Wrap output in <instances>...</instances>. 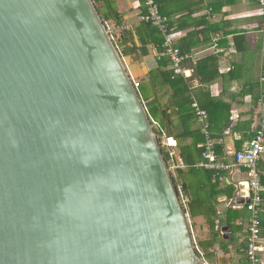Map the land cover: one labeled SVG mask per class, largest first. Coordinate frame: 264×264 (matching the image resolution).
<instances>
[{
	"label": "water",
	"instance_id": "95a60500",
	"mask_svg": "<svg viewBox=\"0 0 264 264\" xmlns=\"http://www.w3.org/2000/svg\"><path fill=\"white\" fill-rule=\"evenodd\" d=\"M204 263L93 1L0 0V264Z\"/></svg>",
	"mask_w": 264,
	"mask_h": 264
},
{
	"label": "crops",
	"instance_id": "0c3cea01",
	"mask_svg": "<svg viewBox=\"0 0 264 264\" xmlns=\"http://www.w3.org/2000/svg\"><path fill=\"white\" fill-rule=\"evenodd\" d=\"M156 2L158 5L161 4L160 12L168 20L170 33L175 37V46L184 48L187 52L189 60L184 66L188 73L183 77L191 87V107L194 109L193 103L197 102L207 111L210 123L209 136L214 143V149L215 146L217 149L218 147L222 149V153H216V156L225 163H232L235 153L254 138L264 115V32L262 31L264 15L259 0H158ZM97 4L104 14L118 15L121 19V23L108 22L115 27L117 39L122 32L128 31L134 34L138 43L135 31L143 21L141 16L147 12V0H98ZM109 6H113L115 10L110 12ZM124 25L129 26V30H124ZM158 36L164 37L165 41L161 30ZM130 44L131 42L121 41V52L122 50L124 52V48ZM120 56L130 73L134 77L137 76L139 78L137 80L141 79V82L148 81L151 70L158 67L160 57H166L164 52L159 53L155 44L149 45L147 55H142L138 50L134 54L121 53ZM166 90L170 89L163 88L157 99L163 106L170 99V91L167 95ZM171 110L174 112L172 123L169 125L171 136L166 134L159 122L154 119L156 123L152 122L163 133L161 138L165 147L173 153L171 160L176 165H180L183 162L180 158L181 145L193 141L192 137L184 138V136L191 131V128L202 130V124L195 109L193 111L196 119L187 125H183L182 117L176 109ZM228 121L230 124L225 126ZM202 134L205 140L199 144L200 146H204L207 138L204 133ZM203 161L204 158L199 166L206 168L201 164ZM183 164L185 165L184 162ZM220 172H224L221 178L222 186H233L235 194L232 198L227 195L221 196L219 210L225 211L232 205V208L239 212L234 223L242 226V229L238 227L234 229L226 225L230 228L226 234L221 229L223 239L235 238L231 244H226L228 246L226 250L220 244H216L217 255L210 263L250 264L245 255L250 217L245 207L248 196L241 197L240 189L242 182H248V173L244 168ZM258 172L264 188V154L259 160ZM238 205L242 206L238 207ZM262 216L264 223V213ZM196 221L198 238L208 239L209 227L206 219L200 216ZM224 235L229 237L224 238ZM262 238L264 240V235ZM260 257V264H264V252Z\"/></svg>",
	"mask_w": 264,
	"mask_h": 264
},
{
	"label": "trees",
	"instance_id": "16d2710c",
	"mask_svg": "<svg viewBox=\"0 0 264 264\" xmlns=\"http://www.w3.org/2000/svg\"><path fill=\"white\" fill-rule=\"evenodd\" d=\"M92 1L99 15L104 21L110 23L122 22L118 15L104 14L98 7V0ZM159 6L161 7V4ZM112 10H115V8L113 9V6H109V11L111 12ZM135 32L138 43L134 38V34L132 35L128 31L122 32L120 37L114 40V45L120 54H134L140 50L142 55H147L149 53V45L151 44L158 46V51L160 54L164 52V37L158 36L159 30L152 24L141 21ZM121 41H125L127 43L131 42L130 45H127V47L124 48V52L123 50L121 52ZM179 48L182 54H187L184 48ZM187 60H189V58H186L185 62ZM158 63V67L151 70L148 81H140L141 83L140 87L138 88V93L144 102V105L146 106L149 117L152 118L150 121L153 125L154 131L159 137L163 135L160 129L154 126L153 122L155 120L159 122L160 126L164 128L166 134L171 136V132H169V125L172 123V116L174 114L171 109H176V112L182 117L183 125H187V123L193 122V120L196 119L195 113L193 111L194 109L191 107V87L186 78L183 76H174L172 68L170 67L171 61L167 57L161 56ZM163 88L170 89L168 91L166 90L167 95L170 91V99H168L165 106L161 105L157 101L158 97H160L159 93L163 92ZM169 110H171V112H169ZM228 124H230V121H228L225 126ZM187 137H192L193 141L191 143L181 145L180 147V158L185 163L186 168L178 167L177 175L171 174V176L180 197L182 196L183 198V205L189 215V218L193 221L192 223L197 224L196 219L200 216L206 219V223L209 227V238L206 240H200L198 238L196 239V244L206 260L211 262V259L217 255L215 245L220 244L226 250L228 247L226 244H231L235 238L232 237L229 240L223 239L221 233L222 227L228 225L234 229L237 227L242 229V226L235 225L234 223V219L237 217L239 212L234 210L232 205L225 211L219 210V198L224 195L232 198L235 194L233 186H222L221 178L224 172L199 166V163L203 160L202 154L204 150V146H200L199 144L205 140L204 135L201 132V128H191V131L186 133L184 136V138ZM162 150L166 162L168 163L171 160L170 152L167 148H162ZM215 151L217 154L222 153L221 147H218L217 149L215 146ZM179 187H181L185 197H183L181 194L182 191L179 189ZM262 215L263 213L261 214V227L263 236L264 223Z\"/></svg>",
	"mask_w": 264,
	"mask_h": 264
},
{
	"label": "built area",
	"instance_id": "2783aa9c",
	"mask_svg": "<svg viewBox=\"0 0 264 264\" xmlns=\"http://www.w3.org/2000/svg\"><path fill=\"white\" fill-rule=\"evenodd\" d=\"M261 6V12L264 15V0H259ZM141 20L151 23L161 30L165 36L164 41V54L171 61V68L174 75L187 76L188 70L184 66L185 59L188 58L187 54H182L181 50L175 46V37L173 33H170L168 20L160 12L158 3L155 0H147V12L141 16ZM105 28L110 38L114 42L116 39V29L108 22L104 21ZM124 30H129V26L124 25ZM264 32V23L262 27ZM128 69V68H127ZM128 72L130 73L129 69ZM133 87L138 91L140 87V80H137L130 73ZM198 120L202 124V133L206 135V142L204 144L203 158L201 163L203 166L209 169H215L217 171H234L237 168H244L248 173V191L249 202L246 203V208L250 213L249 226H248V245L246 248V255L250 264H260V254L264 252V240L261 236V214L264 213V188L260 180L258 172V163L264 154V115L260 123V127L255 137L247 143L244 148L237 151L234 155V161L232 163H225L219 160L216 156L214 149V143L209 136V119L206 110L202 109L197 102L193 103ZM156 123V122H154ZM173 158V153H170ZM176 167L184 168L183 162ZM184 201H182L183 203ZM242 205H238L240 207ZM196 243V242H195ZM197 250L200 256L205 260L204 264H211L203 256L200 249Z\"/></svg>",
	"mask_w": 264,
	"mask_h": 264
},
{
	"label": "rangeland",
	"instance_id": "374dc122",
	"mask_svg": "<svg viewBox=\"0 0 264 264\" xmlns=\"http://www.w3.org/2000/svg\"><path fill=\"white\" fill-rule=\"evenodd\" d=\"M125 66H126V65H125ZM126 69H127V66H126ZM127 71H128V69H127ZM135 78H136V79H139L137 76H135ZM140 80H141V79H140ZM152 128H153V125H152ZM153 130H154V129H153ZM154 132H155V131H154ZM155 133H156V132H155ZM156 138H157V140L159 141L161 147H162L163 149H166L163 139H162L161 137H159L157 133H156ZM167 167H168V169H169V171H170L171 174H173V175H177V167H176V164L174 163L173 160H170V161L167 163ZM179 189H181V187H179ZM181 191H182V189H181ZM181 194L183 195V197H185L183 191L181 192ZM180 198H181V201H182V199H183L182 196H181ZM189 219H190V218H189ZM192 222H193V221L190 219V225H191V229H192V233H193V238H194V241L196 242V239H198V233H197V230H198V229H197V224H196V223L193 224ZM195 245H196V248H197L198 246H197L196 243H195ZM198 249H199V248H198Z\"/></svg>",
	"mask_w": 264,
	"mask_h": 264
}]
</instances>
